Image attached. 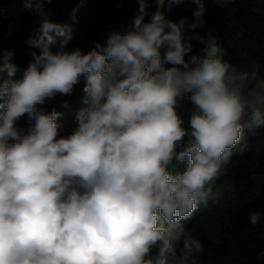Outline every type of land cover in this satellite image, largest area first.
Instances as JSON below:
<instances>
[{"label": "clouds", "instance_id": "obj_1", "mask_svg": "<svg viewBox=\"0 0 264 264\" xmlns=\"http://www.w3.org/2000/svg\"><path fill=\"white\" fill-rule=\"evenodd\" d=\"M136 2L128 30L85 52L68 48L80 5L58 23L52 0H21L40 18L26 41L39 51L16 79L14 51L0 49V264H202L186 222L218 199L246 131L264 128V68L225 59L206 0L178 21L166 12L186 0ZM81 79L77 126L62 135L64 113L44 105Z\"/></svg>", "mask_w": 264, "mask_h": 264}, {"label": "trees", "instance_id": "obj_2", "mask_svg": "<svg viewBox=\"0 0 264 264\" xmlns=\"http://www.w3.org/2000/svg\"><path fill=\"white\" fill-rule=\"evenodd\" d=\"M255 1L234 0L224 8L206 0V30L217 37L227 51L225 59L234 65H242L251 58L264 62V16L252 10ZM78 5L77 31L68 48L80 47L85 52L95 42H105L112 31L128 30L138 14L136 0H85L83 4L80 0H52L45 7L51 11L50 19L54 22L71 23L72 10ZM195 7L186 0L173 6L166 15L176 21L185 16L191 20ZM155 10V3H150L145 19L149 20ZM39 19L35 13L23 10L21 0H0V49L14 51V62L21 69L16 79L22 78L23 70L33 62L32 52L39 51L26 43L38 27ZM193 31L201 35L204 32L203 29ZM193 44L194 53L200 52L203 46L195 41ZM83 87L81 79L71 95L57 94L44 105L49 111L56 107L64 113L58 121L62 135L71 133L77 126L75 115L82 106ZM63 101L68 102V108L61 107ZM17 127L27 129L26 117ZM245 142L243 154L233 157L226 174L215 183L218 199L210 200L206 207L202 205L186 222L193 236L204 244L200 254L202 264H264V215L256 226L248 221L250 211H264V128L252 133L246 131ZM173 165L181 167L175 161Z\"/></svg>", "mask_w": 264, "mask_h": 264}, {"label": "rangeland", "instance_id": "obj_3", "mask_svg": "<svg viewBox=\"0 0 264 264\" xmlns=\"http://www.w3.org/2000/svg\"><path fill=\"white\" fill-rule=\"evenodd\" d=\"M233 1L234 0H230V2L229 3H226V4H224V3H217L219 6H221V7H228L231 3H233ZM251 8H252V10L254 11V12H257V13H259V14H261L262 16H264V0H257V1H255L254 3H252V5H251ZM259 47H257L255 50H257ZM261 52V51H260ZM259 53V52H258ZM257 59V58H256ZM251 60H255V59H253V58H251V59H249V60H247V61H251ZM246 61V62H247ZM244 64V63H243ZM261 66H262V68H264V62L262 61V63H261ZM263 183H264V180L262 181ZM262 184V183H261ZM259 251H261V250H259Z\"/></svg>", "mask_w": 264, "mask_h": 264}]
</instances>
